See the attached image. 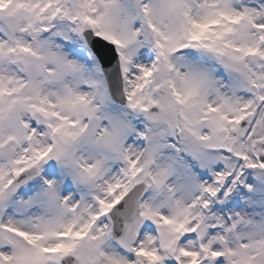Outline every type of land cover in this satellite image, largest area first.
I'll return each mask as SVG.
<instances>
[{
  "label": "snow or ice",
  "instance_id": "1",
  "mask_svg": "<svg viewBox=\"0 0 264 264\" xmlns=\"http://www.w3.org/2000/svg\"><path fill=\"white\" fill-rule=\"evenodd\" d=\"M0 264H264V0H0Z\"/></svg>",
  "mask_w": 264,
  "mask_h": 264
}]
</instances>
